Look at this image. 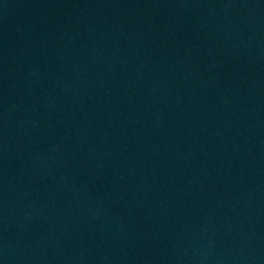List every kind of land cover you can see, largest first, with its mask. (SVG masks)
<instances>
[{
	"label": "water",
	"instance_id": "95a60500",
	"mask_svg": "<svg viewBox=\"0 0 264 264\" xmlns=\"http://www.w3.org/2000/svg\"><path fill=\"white\" fill-rule=\"evenodd\" d=\"M0 264H264V0H0Z\"/></svg>",
	"mask_w": 264,
	"mask_h": 264
}]
</instances>
